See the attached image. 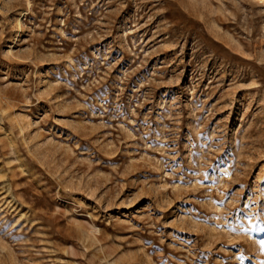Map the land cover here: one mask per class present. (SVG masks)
Returning a JSON list of instances; mask_svg holds the SVG:
<instances>
[{"label": "rangeland", "instance_id": "1", "mask_svg": "<svg viewBox=\"0 0 264 264\" xmlns=\"http://www.w3.org/2000/svg\"><path fill=\"white\" fill-rule=\"evenodd\" d=\"M0 264H264V0H0Z\"/></svg>", "mask_w": 264, "mask_h": 264}]
</instances>
